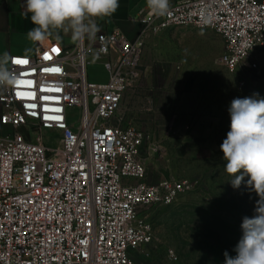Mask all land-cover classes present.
Returning a JSON list of instances; mask_svg holds the SVG:
<instances>
[{
    "label": "built area",
    "instance_id": "1",
    "mask_svg": "<svg viewBox=\"0 0 264 264\" xmlns=\"http://www.w3.org/2000/svg\"><path fill=\"white\" fill-rule=\"evenodd\" d=\"M141 23L134 40L117 28L95 42L11 54L16 83L0 87V264H145L137 256L151 257L154 229L141 210L193 190L187 179L147 180L161 150L153 132L125 117L123 100L142 80L149 36L172 27L219 34L221 62L237 72L264 50V0H183ZM94 60L106 81L88 79ZM167 259L179 257L169 249Z\"/></svg>",
    "mask_w": 264,
    "mask_h": 264
},
{
    "label": "rangeland",
    "instance_id": "2",
    "mask_svg": "<svg viewBox=\"0 0 264 264\" xmlns=\"http://www.w3.org/2000/svg\"><path fill=\"white\" fill-rule=\"evenodd\" d=\"M224 51V39L209 29L181 26L152 34L142 57V80L123 100L125 117L153 132L161 150L147 164V180L171 177L194 185L172 205L141 210L154 229L145 248L151 257L137 256L145 264H224L226 250L235 255L243 217L255 214L259 197L244 184L234 189L228 182L232 177L224 170L220 145L230 130L231 101L254 92L264 97V50L237 72L221 62ZM106 77L101 62L88 66L90 81ZM79 118L76 109L71 120ZM169 249L178 254L177 262L167 259Z\"/></svg>",
    "mask_w": 264,
    "mask_h": 264
},
{
    "label": "clouds",
    "instance_id": "3",
    "mask_svg": "<svg viewBox=\"0 0 264 264\" xmlns=\"http://www.w3.org/2000/svg\"><path fill=\"white\" fill-rule=\"evenodd\" d=\"M146 7L150 15L164 17L170 11V0H146ZM118 8L119 0H25L22 15L30 16L34 25L27 32V38L34 43L50 38L59 42L61 32L70 33L74 43L85 38L95 42L101 31L97 19L111 17ZM102 51L106 53L107 49ZM11 59L9 52L0 56V87L16 83L17 76L9 67ZM228 111L230 130L220 145L226 162L224 170L232 177L228 182L234 189L244 184L259 199L255 214L242 219V236L233 249L235 255L223 253L224 264H264V97L254 92L234 98Z\"/></svg>",
    "mask_w": 264,
    "mask_h": 264
},
{
    "label": "crops",
    "instance_id": "4",
    "mask_svg": "<svg viewBox=\"0 0 264 264\" xmlns=\"http://www.w3.org/2000/svg\"><path fill=\"white\" fill-rule=\"evenodd\" d=\"M183 0H170V6ZM25 0H0V56L4 52L11 54L33 55L41 44H54L63 48L74 47L77 43L71 40V34L61 35V40L57 42L50 38L43 43L32 42L27 38V32L34 25L30 16L22 15ZM148 12L146 0H119V8L111 16L99 20L101 31L112 32L119 28L128 38L134 40L141 28V18ZM31 48V52L25 49ZM108 79V73L106 80Z\"/></svg>",
    "mask_w": 264,
    "mask_h": 264
},
{
    "label": "snow or ice",
    "instance_id": "5",
    "mask_svg": "<svg viewBox=\"0 0 264 264\" xmlns=\"http://www.w3.org/2000/svg\"><path fill=\"white\" fill-rule=\"evenodd\" d=\"M53 51H54V52H58L59 49H57V48H53ZM48 58H49V57H48L47 55H45V59H48ZM15 63H17V64H27L28 61H27V60H17V61H15ZM46 71H55V72H59L60 69H59V68H53V69H46Z\"/></svg>",
    "mask_w": 264,
    "mask_h": 264
},
{
    "label": "trees",
    "instance_id": "6",
    "mask_svg": "<svg viewBox=\"0 0 264 264\" xmlns=\"http://www.w3.org/2000/svg\"><path fill=\"white\" fill-rule=\"evenodd\" d=\"M227 251V250H226Z\"/></svg>",
    "mask_w": 264,
    "mask_h": 264
}]
</instances>
